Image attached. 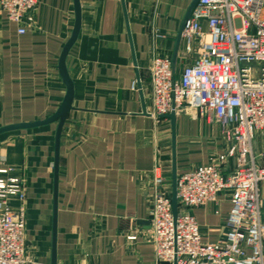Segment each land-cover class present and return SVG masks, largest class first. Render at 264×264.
<instances>
[{"label":"crops","instance_id":"0c3cea01","mask_svg":"<svg viewBox=\"0 0 264 264\" xmlns=\"http://www.w3.org/2000/svg\"><path fill=\"white\" fill-rule=\"evenodd\" d=\"M78 1L80 29L65 60L73 100L58 154L52 118L69 91L61 58L77 0H39L24 34L0 7V129L43 122L0 132V156L26 181L31 264H155L152 172L159 157L172 191L173 144L171 119L149 112L150 70L154 56H169L179 75L197 55L182 36L193 1ZM224 146L218 125L192 108L177 113L178 173ZM231 208L224 191L192 210L205 241L224 237Z\"/></svg>","mask_w":264,"mask_h":264},{"label":"built area","instance_id":"2783aa9c","mask_svg":"<svg viewBox=\"0 0 264 264\" xmlns=\"http://www.w3.org/2000/svg\"><path fill=\"white\" fill-rule=\"evenodd\" d=\"M38 4L0 0L20 34ZM182 36L186 52L197 55L179 75L172 58L153 57L149 112L192 108L220 127L225 146L208 162L178 173L176 218L166 188L170 178L157 157L150 210L155 264H264V0H199ZM224 191L232 193L227 231L207 242L192 210L217 202ZM31 262L26 181L0 156V264Z\"/></svg>","mask_w":264,"mask_h":264},{"label":"water","instance_id":"95a60500","mask_svg":"<svg viewBox=\"0 0 264 264\" xmlns=\"http://www.w3.org/2000/svg\"><path fill=\"white\" fill-rule=\"evenodd\" d=\"M199 0H194L191 8L189 10L188 16L187 18L190 16L193 8L196 6V4L198 3ZM186 18V19H187ZM80 23H81V7L79 5V1L77 0V23H76V27L73 33L72 38L70 39V41L68 42V44L66 45V47L64 48V51L62 53V58H61V71L62 74L64 76V78L67 81L68 87H69V91H68V95L67 98L62 106V108L59 110V112L52 118V119H59V127L57 130V154L59 153V145H60V138H61V134H62V130H63V126L65 124V119L67 117V114L69 112V110L71 109L72 106V100H73V87H72V83L71 80L67 74V70L65 67V60H66V56L69 52L70 47L72 46V44L74 43L75 39L77 38V35L79 33V29H80ZM164 117H168L171 119V125H172V203H173V212H174V216L175 218L178 215V210H179V202H178V196H177V180H178V162H177V114L176 112H172L170 114L167 115H163ZM43 122H36V123H24V124H17V125H11V126H7L4 128L0 129V132L3 131H8V130H13V129H18V128H27V127H32L38 124H41ZM175 264H177V262L175 261Z\"/></svg>","mask_w":264,"mask_h":264},{"label":"rangeland","instance_id":"374dc122","mask_svg":"<svg viewBox=\"0 0 264 264\" xmlns=\"http://www.w3.org/2000/svg\"><path fill=\"white\" fill-rule=\"evenodd\" d=\"M171 180H172V177H171Z\"/></svg>","mask_w":264,"mask_h":264}]
</instances>
